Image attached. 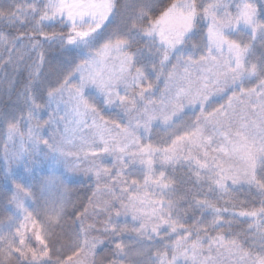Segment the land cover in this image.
<instances>
[{
    "label": "snow or ice",
    "instance_id": "obj_1",
    "mask_svg": "<svg viewBox=\"0 0 264 264\" xmlns=\"http://www.w3.org/2000/svg\"><path fill=\"white\" fill-rule=\"evenodd\" d=\"M151 9V0L123 12L115 0H0L9 26L32 22L15 36L0 31V49L9 50L0 65L11 50L22 59L21 48L38 61L24 89L26 115L5 118L4 179L16 194L0 264H96L102 236L118 257L109 264H264V0H172L155 18ZM201 33L202 44L193 43ZM45 45L80 63L38 102L42 85L32 80ZM52 105L64 106L59 139L44 133L54 116L40 118ZM155 129L166 138L154 140ZM44 149L54 163L75 157L69 171L87 160L82 171L94 181L66 258L51 240L64 202L38 220L12 169ZM188 182L191 197H177L176 185ZM242 191L259 204L233 202ZM236 222L247 228L231 232Z\"/></svg>",
    "mask_w": 264,
    "mask_h": 264
},
{
    "label": "rangeland",
    "instance_id": "obj_2",
    "mask_svg": "<svg viewBox=\"0 0 264 264\" xmlns=\"http://www.w3.org/2000/svg\"><path fill=\"white\" fill-rule=\"evenodd\" d=\"M132 1L134 4H138L137 2L140 0ZM20 26L25 29L26 27H29V22H24ZM203 39L204 36L196 37L192 42L202 44ZM136 46L141 47L142 42ZM22 50L30 51L27 48H22ZM31 52V56H27L28 66L26 64L23 65L22 71L21 69L19 71H14L13 75L9 76L12 71L10 69L7 71V74L9 73L8 75L6 72H3L1 76L2 82L5 83L4 87L0 90V172L3 176L5 174L3 146L6 142L5 133L7 128L5 118L11 120L13 117L18 119L21 115H26L27 105L25 103L24 89L25 85L29 83L30 76L33 73L34 62H38L37 53L34 51ZM44 53L45 62L39 67L38 75L34 76L32 80L34 87L37 81L42 85L39 92L38 102L46 100V87L48 85L55 84L57 81L62 80L64 75L74 68L76 64L80 63V57L77 54L66 53L58 47H52L49 49L48 46L45 45ZM0 55L7 59L9 50L0 49ZM5 77L8 78L7 82L4 81ZM63 108L64 106L61 105V111L56 112V106L52 105L51 108H47L41 112L40 118L42 122L48 121L50 117L54 116L51 123L44 125L46 138L53 137L54 139H59L60 136L64 134L66 119H61V117L65 116ZM20 127L21 129L24 128L23 121L20 122ZM154 131L158 134L154 136V140L166 138L160 129H155ZM77 143H79V141H77ZM8 149L10 153L17 151L19 149V140L16 139L13 143H8ZM53 155L55 154L50 153L47 149L38 151L26 161L24 169L19 168L15 163L12 164V169L13 172L17 174L16 183H19L25 191L31 193V198L24 199L23 193L19 194V198L24 200L25 206L33 212L38 220H43L45 213H53L57 211L61 201L64 202L61 226H58V228L61 229L64 226L65 229L72 228L74 230H72L73 232L69 235L72 242L69 245L70 249H66L67 256L71 254L73 248L72 244L76 225L78 223L76 216H78L79 212L87 206L88 198L94 190V181L82 171V169L88 166L87 160H83L80 163L79 168L81 170L69 171V165L76 158L68 157L67 160L59 158L60 162L54 163L52 160ZM157 167L159 166L157 165ZM186 173L187 169H181L180 172L176 173V176L179 179ZM166 175H172L170 169L166 171ZM133 178L140 179V177ZM47 181L51 182L48 183L45 188V182ZM4 186L10 193L9 198L5 201L8 213H6V216L2 214L0 220L7 227V217L11 216L12 212L15 210L14 206L9 203V200L11 196L16 193L15 188L8 184L5 179ZM189 186H192V182H188L187 184H177V197L185 196L187 192L184 195L183 190L185 187ZM102 198H107V195L102 194ZM231 199L238 202L243 201L247 206L249 203L257 202L258 197L254 193L250 195L246 191H242L239 193H232ZM89 211L91 212V209H89ZM62 230L63 229H61V231ZM59 233L60 231L57 234ZM57 234L54 232L51 237L53 245H56L57 239H60ZM101 238L105 239V244L100 245L97 249L98 255L95 258L96 264H109L111 260L118 259L115 255L116 250L114 245L108 242L107 237L102 236ZM33 243L35 242L33 241ZM101 249H103L102 252ZM62 256L63 258H66L63 254ZM74 259L79 258L77 257ZM136 259L140 258L137 257Z\"/></svg>",
    "mask_w": 264,
    "mask_h": 264
},
{
    "label": "trees",
    "instance_id": "obj_3",
    "mask_svg": "<svg viewBox=\"0 0 264 264\" xmlns=\"http://www.w3.org/2000/svg\"><path fill=\"white\" fill-rule=\"evenodd\" d=\"M8 2H10V0H5V3H8ZM14 2L23 4L25 2V0H14ZM171 2H172V0H151V4H152L151 15H152V17L153 18L158 17L164 10H166L170 6ZM198 2H199V0H198ZM260 2H262V0H257L258 4ZM115 3L117 4V11L123 12L125 9V6L130 4V3H133V1L132 0H115ZM137 3H140V1ZM129 12H130V14L134 15V12H132V9H129ZM25 22H29V27H26L24 29L20 26L21 24H19V23H16L13 26H9L7 18H0V31H3L5 34H8V35L15 36L19 33L27 31L28 29H30L32 27V22L30 20L25 21ZM61 27L62 26L57 25L54 30L59 31ZM45 30L50 31L53 29L45 28ZM198 37H203V33L198 35L197 38ZM17 43L19 45V42H17ZM136 47H139V46H136ZM142 47H144L143 43H142L141 48ZM21 52L23 53V58L19 59L18 58L19 53L16 50H11V56H12L11 62L7 63V64L0 65V90L5 85V83H3L1 80V76H2L3 72H6V74H7V71L11 69L12 70L11 73L10 74L8 73L9 76H11V75H13L14 71H19L20 69L22 71L23 65L26 64L28 66L27 56L28 57L31 56L32 52L31 51H23L22 48H21ZM7 75H6V77H7ZM6 77L4 78V81L7 82L8 78H6ZM17 80H18V78H17ZM186 188L187 187H185L183 190L184 195L187 192ZM192 194H193L192 192H187V194L185 196L190 198ZM9 195H10V193H9L8 189L4 186V176L0 172V218H1L2 214L4 216H6V213H8L7 212V204L5 203V201L9 198ZM225 198H228V197H225ZM223 202H224L223 200H220L221 204H223ZM233 202H238V201H233ZM252 204L258 205L259 204V198L257 199V202L249 203V205H252ZM246 228H247L246 224L236 222L233 224L230 231L231 232H239V231L246 229ZM61 229H63V230L61 231ZM61 229L56 227L54 230V232L56 234L60 231V233L57 234V235H59L60 239H57V244L56 245L54 244L55 246L54 245L53 246L61 249V251L59 253L60 257L62 256V254L65 257H67L66 256V253H67L66 249L69 248V245L72 242L71 237L69 235L74 230L72 228L65 229L64 226ZM0 231H3L5 234L7 233V227L2 223L1 220H0ZM12 231H15V229L13 228ZM226 231H228V230H226ZM65 234H67V235H65ZM58 240H60V241H58ZM11 264H16V261L13 260L11 262Z\"/></svg>",
    "mask_w": 264,
    "mask_h": 264
}]
</instances>
